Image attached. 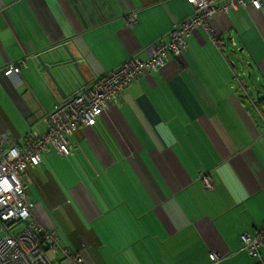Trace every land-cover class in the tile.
I'll use <instances>...</instances> for the list:
<instances>
[{"label":"crops","instance_id":"0c3cea01","mask_svg":"<svg viewBox=\"0 0 264 264\" xmlns=\"http://www.w3.org/2000/svg\"><path fill=\"white\" fill-rule=\"evenodd\" d=\"M193 13L187 0H0V70L25 62L17 83L0 75V135L45 132V117L74 91L131 57L147 60ZM210 28L220 45L198 29L71 136V155L50 149L27 170L35 219L84 264H264V245L259 261L242 242L264 227V114L246 82L255 77L264 97V5ZM63 45L85 77L68 86L53 70L65 99L35 59Z\"/></svg>","mask_w":264,"mask_h":264},{"label":"built area","instance_id":"2783aa9c","mask_svg":"<svg viewBox=\"0 0 264 264\" xmlns=\"http://www.w3.org/2000/svg\"><path fill=\"white\" fill-rule=\"evenodd\" d=\"M187 2L194 8V13L175 25L166 41L161 39L152 44L148 49L147 60L131 57L111 72L74 91L45 117V132L30 131L13 142L6 134L0 135V264H56V261L66 259L70 264H84L83 256L65 246L58 231L43 228L35 219V204L24 182L27 170L39 166L42 155L50 149L61 158L71 155L74 150L69 140L71 136L81 128L94 126L110 105L118 102L127 87L145 71L157 73L171 55L178 57L187 47V38L198 29L208 31L218 44V38L210 28L214 18L228 16L248 7L260 10L264 5L263 0ZM127 23L131 27L137 24L136 13L128 15ZM24 65V61L10 63L0 70V75L17 83ZM201 179L205 189L212 188L207 173ZM20 224L24 225L20 232L11 231ZM2 231L6 234L2 235ZM242 242L249 256L261 261L259 248L264 245V227L253 235L245 233ZM210 257L213 262L219 260V256L214 253Z\"/></svg>","mask_w":264,"mask_h":264},{"label":"water","instance_id":"95a60500","mask_svg":"<svg viewBox=\"0 0 264 264\" xmlns=\"http://www.w3.org/2000/svg\"><path fill=\"white\" fill-rule=\"evenodd\" d=\"M36 61L41 66L49 77L52 79L57 87V91L62 98H66L59 81L56 79L53 70L59 75L62 81L68 86H72V82H78V77L85 81V77L80 69V63L78 58L74 55L71 49L67 45L54 48L45 54L37 55ZM247 88V85H245ZM264 97H260V91L256 92V102L259 103Z\"/></svg>","mask_w":264,"mask_h":264},{"label":"rangeland","instance_id":"374dc122","mask_svg":"<svg viewBox=\"0 0 264 264\" xmlns=\"http://www.w3.org/2000/svg\"><path fill=\"white\" fill-rule=\"evenodd\" d=\"M236 55L240 56V55H242V53H240L238 50H236V54H234V53L231 54V58L238 62L239 60L236 57ZM237 67H240V65H238ZM246 82H247V84L250 88V92L254 98H256V92L258 90L261 91V94L263 93L262 92L263 90L260 88L262 83L258 82L255 77H252V78L247 77ZM260 97H262V95H260ZM23 227H24V225L20 224V225L14 227L11 231L14 233H17V232H20L23 229ZM1 234L5 235L6 233L2 231ZM65 261H69V260L66 259Z\"/></svg>","mask_w":264,"mask_h":264},{"label":"trees","instance_id":"16d2710c","mask_svg":"<svg viewBox=\"0 0 264 264\" xmlns=\"http://www.w3.org/2000/svg\"><path fill=\"white\" fill-rule=\"evenodd\" d=\"M262 104H264V99H262L259 103H257V105L259 107V112H261V114L263 115L264 113H262V112H264V111H262V108H261Z\"/></svg>","mask_w":264,"mask_h":264}]
</instances>
